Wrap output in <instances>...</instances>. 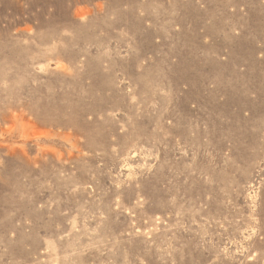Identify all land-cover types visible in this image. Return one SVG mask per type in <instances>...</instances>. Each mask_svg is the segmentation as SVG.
<instances>
[{
	"label": "rangeland",
	"instance_id": "rangeland-1",
	"mask_svg": "<svg viewBox=\"0 0 264 264\" xmlns=\"http://www.w3.org/2000/svg\"><path fill=\"white\" fill-rule=\"evenodd\" d=\"M0 264H264V0H0Z\"/></svg>",
	"mask_w": 264,
	"mask_h": 264
},
{
	"label": "bare ground",
	"instance_id": "bare-ground-1",
	"mask_svg": "<svg viewBox=\"0 0 264 264\" xmlns=\"http://www.w3.org/2000/svg\"><path fill=\"white\" fill-rule=\"evenodd\" d=\"M105 83V82H104ZM46 107L43 109V112L44 113H46L47 114V116H39L40 114H38V113H36V115H35V118H36V120H35V122H36V124L38 125V124H40V125H47V126H61V127H63V128H66V127H69L72 123H74V121H73V119H64V118H62V119H56V118H54L53 116H49L48 115V113H50V114H52L53 113V111H54V105L51 103V104H49V105H45ZM42 112V113H43ZM43 115V114H42ZM16 118H17V116H15ZM60 117V116H59ZM23 118V117H22ZM21 118V119H22ZM19 119V118H18ZM23 119H26V118H23ZM23 122H24V120H23ZM31 122V121H30ZM24 124H26V123H24ZM39 126V125H38ZM65 130V129H64ZM67 130V129H66ZM49 131V130H48ZM70 131V130H69ZM71 132V131H70ZM51 133V132H50ZM49 132H48V136H49V134H50ZM53 133V132H52ZM62 133V132H61ZM60 133V134H61ZM63 133H65V132H63ZM60 134H58V135H60ZM68 134V133H67ZM77 134V133H76ZM54 135V134H53ZM51 136V135H50ZM62 136V135H61ZM60 136V137H61ZM68 136V135H67ZM67 136H65V138H67V139H71V140H69L71 143H72V140L74 139H72L71 137H67ZM75 141V140H74ZM73 144H74V147H75V144L76 143H74L73 142ZM48 146V145H47ZM50 146V145H49ZM53 146V145H52ZM76 146H77V144H76ZM47 149V148H46ZM48 149H51V148H49L48 147ZM59 153H60V151H59ZM56 154V153H55ZM63 157V156H62ZM139 219V218H138ZM152 226V225H151Z\"/></svg>",
	"mask_w": 264,
	"mask_h": 264
}]
</instances>
